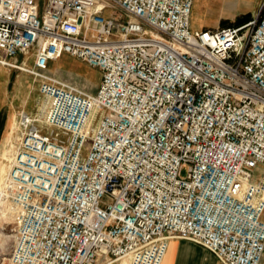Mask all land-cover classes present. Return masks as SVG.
Returning <instances> with one entry per match:
<instances>
[{
	"label": "built area",
	"instance_id": "1",
	"mask_svg": "<svg viewBox=\"0 0 264 264\" xmlns=\"http://www.w3.org/2000/svg\"><path fill=\"white\" fill-rule=\"evenodd\" d=\"M194 3L0 0V63L41 98L7 143L10 264H162L174 238L264 264V0L201 29ZM64 54L100 69L95 93L47 72Z\"/></svg>",
	"mask_w": 264,
	"mask_h": 264
},
{
	"label": "rangeland",
	"instance_id": "2",
	"mask_svg": "<svg viewBox=\"0 0 264 264\" xmlns=\"http://www.w3.org/2000/svg\"><path fill=\"white\" fill-rule=\"evenodd\" d=\"M261 1L195 0L192 12V26L193 28H201L234 25L240 16L246 14H250L252 19L258 11ZM21 60L22 57L19 58V61ZM32 66L33 62L29 60L26 67L31 68ZM0 67L4 70L1 81H6V88L11 100L19 106L15 120L22 112H37L41 101L39 79L24 69L1 63ZM47 72L92 93L96 92L102 77V72L99 68L92 67L86 61L69 54H64L62 57L52 60ZM14 121L6 136L5 143L9 140ZM4 145L0 151L1 187L8 172V152L4 153ZM17 233V216L13 211L12 204L0 198V264H10L9 259ZM124 260H128L129 264L130 259L128 256L115 258L111 264H120ZM100 264H109V262L105 261Z\"/></svg>",
	"mask_w": 264,
	"mask_h": 264
},
{
	"label": "crops",
	"instance_id": "3",
	"mask_svg": "<svg viewBox=\"0 0 264 264\" xmlns=\"http://www.w3.org/2000/svg\"><path fill=\"white\" fill-rule=\"evenodd\" d=\"M195 4V3H194ZM219 27V26H217ZM216 28V27H201ZM198 28V29H201ZM4 70L0 67V151L5 143L9 129L17 114L16 105L7 90L6 81H1ZM162 264H223L219 258L206 247L184 238L170 241L168 252Z\"/></svg>",
	"mask_w": 264,
	"mask_h": 264
},
{
	"label": "trees",
	"instance_id": "4",
	"mask_svg": "<svg viewBox=\"0 0 264 264\" xmlns=\"http://www.w3.org/2000/svg\"><path fill=\"white\" fill-rule=\"evenodd\" d=\"M249 20H251V16L250 14H246L244 16H240L237 20V23L234 25H240V24L248 22ZM223 26H227V25H223Z\"/></svg>",
	"mask_w": 264,
	"mask_h": 264
},
{
	"label": "bare ground",
	"instance_id": "5",
	"mask_svg": "<svg viewBox=\"0 0 264 264\" xmlns=\"http://www.w3.org/2000/svg\"><path fill=\"white\" fill-rule=\"evenodd\" d=\"M7 141L4 145V153H7L8 152V146H7ZM8 154V153H7ZM2 187H1V184H0V191H1ZM125 257V256H124ZM110 264V263H109ZM120 264H128V260H124L123 262H121Z\"/></svg>",
	"mask_w": 264,
	"mask_h": 264
}]
</instances>
